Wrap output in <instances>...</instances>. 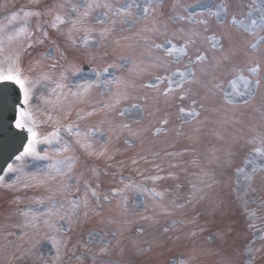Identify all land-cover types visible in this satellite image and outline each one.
<instances>
[{
  "label": "snow or ice",
  "instance_id": "obj_1",
  "mask_svg": "<svg viewBox=\"0 0 264 264\" xmlns=\"http://www.w3.org/2000/svg\"><path fill=\"white\" fill-rule=\"evenodd\" d=\"M173 117L180 126L170 129ZM169 131L187 146L144 148L149 133ZM0 159V191L14 206L5 220L15 217L0 224V264H121L113 255L150 264L181 240L191 246L167 264L207 255L255 264L264 194L246 197L264 192V0H27L0 20ZM126 167L139 179L125 177ZM176 168L187 191L160 187L179 181ZM221 186L232 187L258 237L232 254L207 246L226 243L227 225L204 245L197 230L170 235L197 223L199 215L183 218L189 206L207 201L209 215L223 218ZM37 189L43 194L16 195ZM177 212L159 236L150 231Z\"/></svg>",
  "mask_w": 264,
  "mask_h": 264
},
{
  "label": "rangeland",
  "instance_id": "obj_2",
  "mask_svg": "<svg viewBox=\"0 0 264 264\" xmlns=\"http://www.w3.org/2000/svg\"><path fill=\"white\" fill-rule=\"evenodd\" d=\"M5 2L8 3V7L6 9H0V14H1L0 17H5V15L7 13L11 12L13 10L12 6L14 7V5L19 7V5L27 4V0H0V4H3ZM3 19H1V20H3ZM138 82H140V81H138ZM179 126H180V121L177 120L175 117H173L172 122L168 127L170 129H172V128H177ZM187 130H188L187 126H184V131L187 132ZM205 131H207V130L205 129ZM152 139H156L157 143L155 145L150 144L148 142ZM210 142H214V140H212L210 135L203 137V143L205 145L210 144ZM187 144H188V142L185 139H183L182 137L178 138L175 136V132L169 131L167 134V138H165V136L163 134H161L159 137L153 138L151 133H149L148 134V140L145 141L144 148L148 149V148L152 147L155 150H160L161 148L166 147L170 151H176V150L180 151L184 147H186ZM119 146L120 147L124 146L122 141L120 142ZM201 151H204L203 146L201 147ZM129 154H131V153H129ZM129 154H126V155H129ZM117 157L119 158V160L126 158L125 156H120V155H117ZM187 158L189 159L190 157L187 156ZM159 162L161 164L163 163L166 167L168 160L166 158V159L159 161ZM163 164H162V166H164ZM140 167L142 169H146V168H150L151 166L145 165L142 163L140 165ZM124 170H129V169L126 167ZM110 171H115V170L110 169ZM137 178L139 179L138 176H137ZM178 183H182L181 177H180V180ZM182 184H184V189H182V192H184L187 190V183L185 182ZM256 187L258 189L260 188L259 183H257ZM215 191H218L219 197L223 198L226 202V207L224 209H222V211H224L226 213L223 218H221L220 212H217L214 215H209V212L211 210V205L207 201L198 205L195 210L191 209V206H189V209H187L183 213V218L188 220V219H191L193 216L199 215V219L197 220V223L196 224H187L186 226L183 227L181 232L170 233V235H173V236L181 235V236H183L184 234L188 233L191 230H197V236L194 239H195L197 245H204L207 243V241L209 240V238L212 236L213 233H216L217 231L225 228V226L227 225V226H230L233 229V231L227 237L226 243L216 241L214 244L207 245V246L212 247L214 251L219 250L221 248H224V249H227L230 253L234 254L235 249L237 247L242 249L243 245L245 243L252 240L254 235L258 237L260 235V233H259V231L254 232V230H251L247 227L248 220L243 213V210L241 207V202L236 199V194L233 193V191H232V187L221 186L218 190H215ZM215 191L213 192V195H215ZM262 194H264V192H262V191H258L257 193H254V194L250 193L249 196L246 197V199H248L249 201H252L254 196H259ZM12 195H13L12 193L0 191V224H3L5 222L11 223V222L15 221V217H13L11 221L5 220V216L7 215V213L12 210V207H14V206L10 207L8 204V200L11 199ZM16 195H19V193H17ZM132 202H134V201H132ZM257 207H258V205L256 203H250L249 204L250 209H255ZM181 215H182L181 213L177 212L176 215H174L172 217L161 216L160 218H163L162 222H164V224L162 226L161 225L158 226V227H160V230L156 229V228L153 229L155 234L157 236H159L160 231H161L163 226H167V224L171 222V219L181 218ZM257 215L258 216H264V210L259 211L257 213ZM233 218L237 219L236 226L232 222ZM142 224H143V222L131 225L130 231L125 233V237H124V245L125 246L130 247L131 241H133L137 238L136 229L138 227L142 226ZM96 226L97 225H92V226L90 225V226H88V228L96 227ZM200 227H203L205 230L203 232H199ZM260 227H264V221L257 220V228H260ZM151 230L152 229H150V231ZM261 243H264V241H260L259 239H256L254 246H259ZM186 244H188V245H186ZM169 246L172 247L171 251H167L166 249H157L156 250V252H155L157 254L156 259L160 261L159 262L160 264H167L169 259L166 258V256L178 257L181 252L186 251L187 248L191 246V241L181 240L175 246H172V242L169 241L168 245H166V248ZM161 252H163L162 255L159 254ZM257 255H258V259L256 260L255 264H264V251H262L261 253H258ZM105 258L109 259V257H105ZM128 258H129L128 255H125L123 257L113 255L111 257V259L113 261H120L121 264H123V261L127 260ZM218 259H219L218 256L207 255V256H202L200 262L208 261L211 264H215V261ZM0 260H2V257H0ZM242 260H243V257H241L237 261V264H242ZM20 264H23V262H20ZM86 264H89V262H86Z\"/></svg>",
  "mask_w": 264,
  "mask_h": 264
},
{
  "label": "water",
  "instance_id": "obj_3",
  "mask_svg": "<svg viewBox=\"0 0 264 264\" xmlns=\"http://www.w3.org/2000/svg\"><path fill=\"white\" fill-rule=\"evenodd\" d=\"M16 146H18V142H17ZM13 150H14V148L9 149V151H13ZM9 161H10V160H9ZM9 161H8V162H9ZM0 164H3V159H0Z\"/></svg>",
  "mask_w": 264,
  "mask_h": 264
}]
</instances>
